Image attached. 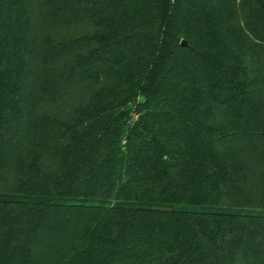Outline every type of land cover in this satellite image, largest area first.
Masks as SVG:
<instances>
[{
    "label": "trees",
    "instance_id": "trees-1",
    "mask_svg": "<svg viewBox=\"0 0 264 264\" xmlns=\"http://www.w3.org/2000/svg\"><path fill=\"white\" fill-rule=\"evenodd\" d=\"M0 264H264V0H0Z\"/></svg>",
    "mask_w": 264,
    "mask_h": 264
},
{
    "label": "water",
    "instance_id": "water-1",
    "mask_svg": "<svg viewBox=\"0 0 264 264\" xmlns=\"http://www.w3.org/2000/svg\"><path fill=\"white\" fill-rule=\"evenodd\" d=\"M181 44L185 45V44H187V42L186 41H182Z\"/></svg>",
    "mask_w": 264,
    "mask_h": 264
}]
</instances>
